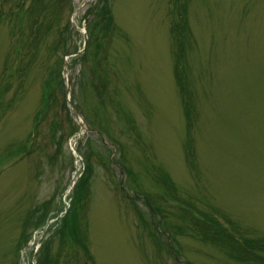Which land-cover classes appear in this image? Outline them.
Masks as SVG:
<instances>
[{"label":"rangeland","instance_id":"rangeland-1","mask_svg":"<svg viewBox=\"0 0 264 264\" xmlns=\"http://www.w3.org/2000/svg\"><path fill=\"white\" fill-rule=\"evenodd\" d=\"M0 264H264V0H0Z\"/></svg>","mask_w":264,"mask_h":264},{"label":"trees","instance_id":"trees-1","mask_svg":"<svg viewBox=\"0 0 264 264\" xmlns=\"http://www.w3.org/2000/svg\"><path fill=\"white\" fill-rule=\"evenodd\" d=\"M103 12H104V13H107L108 11H104V10H103ZM108 21H111V20L108 19ZM45 89H46V90H49V85H48L47 83H45V85H44V87H43V93H44V90H45ZM45 94H46V93H45ZM47 99H48V98H47Z\"/></svg>","mask_w":264,"mask_h":264},{"label":"water","instance_id":"water-1","mask_svg":"<svg viewBox=\"0 0 264 264\" xmlns=\"http://www.w3.org/2000/svg\"><path fill=\"white\" fill-rule=\"evenodd\" d=\"M66 65H67V67H69L68 63H66ZM74 115H75L76 118H78V112L76 110H74ZM81 126H82L83 129L85 128L83 124H81Z\"/></svg>","mask_w":264,"mask_h":264}]
</instances>
